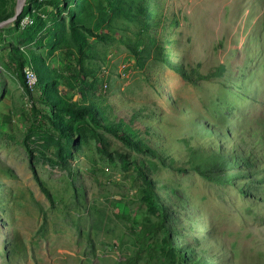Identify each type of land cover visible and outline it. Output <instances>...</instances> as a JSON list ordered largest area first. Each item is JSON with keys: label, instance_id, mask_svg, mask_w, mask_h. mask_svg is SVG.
I'll use <instances>...</instances> for the list:
<instances>
[{"label": "rangeland", "instance_id": "374dc122", "mask_svg": "<svg viewBox=\"0 0 264 264\" xmlns=\"http://www.w3.org/2000/svg\"><path fill=\"white\" fill-rule=\"evenodd\" d=\"M64 1L44 6L30 39L0 26V264H264L260 175L232 167L222 183L193 169L234 147L264 161V0ZM28 62L65 76L51 110ZM63 103L91 105L100 125Z\"/></svg>", "mask_w": 264, "mask_h": 264}, {"label": "trees", "instance_id": "16d2710c", "mask_svg": "<svg viewBox=\"0 0 264 264\" xmlns=\"http://www.w3.org/2000/svg\"><path fill=\"white\" fill-rule=\"evenodd\" d=\"M28 4H32L34 7L31 6H27L25 8V10H23L20 15L18 16L17 20L14 22L17 26L20 27V21L23 19V17L25 15L30 16V20H31V25L27 26V27H23L24 28V33L25 35L30 39L32 38L31 34L32 32H34L35 29H42L44 26L43 23V16L45 14H47V10L44 8V6L46 5H51L54 6L55 8L58 7V5H60L59 11L63 12V11H68L67 10V5L66 2L64 0H27ZM137 2L140 1L143 4V7H149L148 3H145L144 0H125V2ZM150 2V1H149ZM14 4V0H8V11L2 10L0 7V21H3L5 19H7L8 17H10L13 14L12 11V5ZM33 9L35 11H33ZM38 9V11H37ZM149 9V8H148ZM69 13V12H68ZM165 17H162L161 19L157 18V22L158 24H160V22H162V20ZM147 21V20H146ZM68 22H69V30L71 32V34H75V30L76 27L79 26L78 23L74 20L73 15L70 14L69 18H68ZM149 26V25H148ZM85 32L87 34H89L90 36L96 37L98 39L103 40L105 38V35H98L97 33L92 32L88 27L83 26ZM32 53H29L31 57H33V59H37L39 61L42 60V57L40 55H38V53H35L34 51H30ZM10 58L12 60L15 61V65L16 67L21 71L24 64H26V58L24 57V54L19 51L18 49L13 50L10 53ZM29 65L32 67L33 71L36 72L39 77L37 78L36 82H35V86L39 88L40 90V101H42L44 103V106L49 108L50 110L54 107V102H55V97L57 94V87L54 85L56 84L58 81L64 80L65 76L63 75H56L55 77L51 78L50 76H48L47 74V69L44 67V65H41L40 63H31L28 62ZM182 67H180L178 69L181 70ZM224 72V67L223 65H220L217 69H215L214 71L211 72V75H220ZM182 74L183 77L186 78V80L188 82H195L197 79L199 78H203L204 75H200L199 73H196V71L189 73H185L183 70L179 71V74ZM22 76V82L25 85V88H27V83H26V79L24 77L23 74H21ZM206 77V76H205ZM46 91H50L53 92V98H49L46 96ZM88 93H91V88L87 90ZM58 98V97H57ZM60 108H62L66 113H70L74 116H82V115H87V117L89 118V120L95 124V125H100L98 123V121H96V119L94 118L93 115V111L91 109V105H73V104H68V103H63L62 105H60ZM31 127H34L33 125H31ZM57 127V126H56ZM60 129V128H59ZM105 130L111 131L113 134L115 135H120V132L111 129V128H107L104 127ZM62 130V129H61ZM65 134L69 135L70 132L65 131ZM122 139L128 142H131V140L127 139V137L122 136ZM137 145V144H136ZM256 150L254 149V147H249V148H240L237 149L236 147H234V151L232 150L230 155L226 156V155H222L218 158L215 159V161L213 163H208V164H196L193 166V169L198 172L199 174H201L202 176L209 178L211 180H214L216 182H222V183H229L231 182L232 178H234L235 175H228L225 170H227L228 168H237L239 169L236 174H238V172L242 173V172H247L249 171L250 173H254V174H259L260 177L259 179L261 181L264 182V166L260 164L259 161L264 162L263 160H260L261 158L259 157V161H257V159L255 158L256 155ZM124 165H128L127 161L124 160ZM147 192H148V202H147V207L158 214V216L163 219V211H164V207L162 206V204L159 202L158 198L156 197V194L154 193V191L151 188V185L148 183L147 184ZM158 227H160V229L165 231V227L161 224L158 225ZM165 233V232H164ZM167 233V232H166ZM166 244L168 246H170L168 238H167V234H166ZM171 247V246H170ZM192 255V253H191ZM190 255V256H191ZM177 264H199L196 260H194L191 263H188L184 260V258H182V255L180 253H177ZM190 259V258H187ZM135 264V263H133Z\"/></svg>", "mask_w": 264, "mask_h": 264}, {"label": "water", "instance_id": "95a60500", "mask_svg": "<svg viewBox=\"0 0 264 264\" xmlns=\"http://www.w3.org/2000/svg\"><path fill=\"white\" fill-rule=\"evenodd\" d=\"M24 1L25 0H16L14 13L10 17H8L7 19L0 21V26L5 25V24H9V23H13L14 21H16V19L18 18V16L20 15V13L23 9Z\"/></svg>", "mask_w": 264, "mask_h": 264}, {"label": "built area", "instance_id": "2783aa9c", "mask_svg": "<svg viewBox=\"0 0 264 264\" xmlns=\"http://www.w3.org/2000/svg\"><path fill=\"white\" fill-rule=\"evenodd\" d=\"M27 19V18H26ZM26 19H22L21 21H20V27L21 28H23L26 24H27V20ZM30 22H31V20H30ZM31 75H33L32 73H31Z\"/></svg>", "mask_w": 264, "mask_h": 264}]
</instances>
